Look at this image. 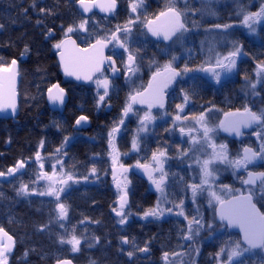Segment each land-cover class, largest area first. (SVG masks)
<instances>
[{"label":"trees","instance_id":"1","mask_svg":"<svg viewBox=\"0 0 264 264\" xmlns=\"http://www.w3.org/2000/svg\"><path fill=\"white\" fill-rule=\"evenodd\" d=\"M32 2L33 0H0V23L6 26L5 30L0 32V66L7 67L12 59H16L20 67L18 117L15 120L0 118V171H7L21 160L26 165L22 172L23 176L21 173L16 175L20 179L13 177L9 179L13 181L12 183H8L7 180L0 183V227L17 241L11 254L14 259L10 260V264H55L56 257L72 259L75 264H91L93 260L97 261V264H129V258L121 248L129 249L133 239L141 246L145 242H151L150 252L137 253L134 257L135 264H164L165 251L170 253L188 251L192 243L183 240L178 231L179 228L186 226V221L176 217L163 220L142 218L143 211L153 208L156 204L157 194L152 190L148 179L137 173L130 175L129 204L125 210L131 212L130 221L127 225L118 224L119 217H116L112 211L114 207L118 208V192L112 179L107 133L122 116L129 95V85L123 78L111 80L109 96L106 97L103 105L97 106L98 90L95 84L91 82L88 85H79L66 80L57 59L58 51L52 46L55 41L46 38L45 35L46 29L52 28L57 37L63 38L61 25L79 24L81 19H88L86 35H82L81 31L71 34L79 45L86 47L102 33L107 34L117 24H123L132 16L130 3L133 0H118L117 13L109 16L94 14L87 18L80 14L77 6L69 5L67 0H35L49 7L59 3L56 15L43 18V14L30 7ZM144 2L148 5L146 17L151 19L154 14L163 10L168 0H144ZM25 8L28 9L27 15L23 11ZM38 19H42V23L38 24ZM145 33L143 30L135 35L143 39ZM86 36L90 39L86 40ZM257 37L258 39L249 37L239 29L233 34L231 40L239 41L243 45V53L247 55L240 59L235 74L224 81L223 86L212 83L200 74H187L188 77L195 75L198 78L197 83H202L199 95L186 108L187 114L196 116L201 111L206 112L211 108L224 115L237 109L243 110L245 106L252 107L254 111L262 106L260 101L264 93L252 97L244 92L245 77L253 80L257 64L264 61V38H262L264 33L257 34ZM9 43L11 46H8ZM25 45L31 49L28 55L22 54ZM162 48L163 44L157 46L151 42L141 47L139 55L145 59L137 79L139 86L142 87L147 83L152 70L157 65L168 62L169 57L162 54ZM176 53L179 59L175 62V66L178 64L181 69L185 63L193 69L203 66L204 57L200 53L197 41L187 44V50L181 49L173 54ZM117 61L118 64H123L122 61L118 59ZM179 80L180 78L169 89L167 118L164 122L156 124L154 130L142 138L140 151L137 154L131 152L125 154L127 149L130 151L131 134L137 126V120H128L134 127L126 125L123 128L119 143L122 153L127 156L125 163L132 161L133 164L138 161L150 163L153 151L167 148L169 156L174 159L165 164V171L168 172L166 195L173 202L178 198L184 199V203L186 202L189 208L191 193L189 191L188 198H184V181L189 184L199 182V175L193 161L187 160V157H184L186 163L181 160V154L186 151V147L179 136L169 137L165 132L172 125V118L178 114L175 104L181 102L182 95L177 87ZM56 83L62 85L69 95V101L63 111L54 109L47 99V89ZM191 83L192 81L189 80L188 84ZM173 89H177L175 95ZM108 105L110 111L107 110ZM80 115L89 117V126L78 130L74 121ZM64 136L72 139L68 147V155L63 157L64 166L63 168L59 166L57 169L60 173H70L79 179V183L74 181L69 183L73 190L65 201L70 206L71 224L76 225V234L82 238V250L79 253H72L70 245L58 243L59 235L64 230L57 229L55 224L52 232L37 230L39 225L48 222L50 214L55 215L54 203H49L54 200L53 197L17 195L22 183L28 184L30 190H43V183L37 181L39 164L44 163L45 172L51 170L55 161L53 158H56L55 149L61 146ZM41 140L45 141V147L41 151V161L36 162L35 153L40 150ZM229 141V148L236 152L238 150L236 142ZM244 147L257 146L251 141V143H243L240 149ZM93 164L99 173V180L92 178L88 181L83 180L82 177L90 172ZM188 164L192 167L189 168ZM257 171H264V168L258 167ZM230 179V176L226 175L224 181L234 188L235 192L237 191L235 188L239 185L235 180L229 182ZM65 191L67 192L68 189L66 188ZM202 197L204 199H198L197 203L205 207V197L204 195ZM61 200H65L64 194L61 195ZM82 220L86 223H80ZM95 221L100 223L97 224ZM232 234L217 233L211 238H203L197 246H192L195 252V264H217L214 255L219 247L226 241L238 239ZM93 236H98L100 243L88 247V241ZM122 236L128 237L129 245L121 244ZM30 249L34 251H29ZM196 249L199 250L198 254ZM25 251H29L27 257H24Z\"/></svg>","mask_w":264,"mask_h":264},{"label":"snow or ice","instance_id":"2","mask_svg":"<svg viewBox=\"0 0 264 264\" xmlns=\"http://www.w3.org/2000/svg\"><path fill=\"white\" fill-rule=\"evenodd\" d=\"M67 3L72 7L79 6L83 13L92 12L93 8L99 7L101 11L112 14L117 13L118 0H67ZM218 0H200V9H191L189 0H183L182 4L180 0H168L167 4L158 13L154 14L151 19L146 17V11L148 5L144 0H135L130 3L131 13L135 14L130 16L123 24H117L116 27L110 30L107 34H101L94 39V42H89L86 47H79L76 44V40L71 38V34L77 31L87 33L88 19H81L79 24L70 23L67 26L61 25L60 31L63 32V38L57 37L52 28H47L45 35L46 38L54 40L52 45L59 53V62L63 68L64 74L69 77H74L77 81H88L96 84L97 89L102 88L103 92L97 91V106L105 103L106 97L109 96V90L112 87V81L105 73V64L108 69L113 73H117L120 69L116 67V60L113 58L116 55V47L118 46L123 51L119 53L121 61L123 63V71L127 81L131 85L136 84V80L139 78L138 74L141 72L144 57L139 55L141 47L151 42L153 44H163L161 49L162 54L169 57V60L162 67L157 65L152 70L151 81L147 84L146 88L137 90L130 94L129 102L124 106L122 116L118 122L107 133L108 146L113 152L118 151L114 144V139L121 131V126L124 125V118L129 116V113L133 112V104L140 103L146 104L147 110L142 117H138L140 127L138 128L137 137L140 133L147 134L150 131V126L154 125L157 117L152 114L151 109L158 107L160 109L165 108L166 103V91L167 89L177 83V78H180L178 82V89L181 95V102L175 104L177 113L172 118V129L178 131L182 136H187L188 139L183 141L187 144V150L181 154V160L184 161V157L187 160L193 161L198 166V173L201 177L199 182L187 183L184 181L183 196L188 198L190 191L191 203L197 204V197L201 192H208L209 195L215 200V204L218 205V209L214 207L213 223H208L200 215L199 207H196L194 213H186L184 208V199H179L176 202L170 201L167 197L166 187L168 186V172L165 171V164L174 159L169 156L167 148L164 150L157 149L151 154V160L153 164L140 163L136 164L137 168L143 169L148 174V179L155 186L156 191L164 194L163 202L166 207H161V201H157L154 208L143 211L142 218L148 220L150 217L154 220H160L164 217L165 213H174L177 217H182L186 221L184 228H179L180 236L185 241H193L195 237H198L201 232L207 230L214 232L217 228L223 227L225 230L228 228H238L242 237L237 240L226 241L214 255V260L217 264H264V212L257 207V203H260L264 207V171L249 170V166L264 168V107L253 110L252 107L245 106L243 111L237 109L235 112H229L226 114L225 120L219 124V128L223 131L233 134L237 137L242 136L243 129L252 128L253 125L257 126V129L253 131L258 140L260 141L257 147H244L242 154H236L234 157H230L228 152V145L225 143L217 144L214 139V133L216 128L210 126L206 121L207 112H211L212 109H207V112L201 111L199 115L188 116L185 113V108L195 97L199 95V88L202 87V83H197L198 78L193 75L188 77V73L194 71H200L210 73L211 78L216 85L223 86L222 78L226 79L237 68V59L243 53V45L237 40H230L233 36V32L229 31L234 28L230 23H217L213 22L206 31L213 38L211 43L207 45L208 53L211 56V60L208 62V67H200L194 70L187 63L184 64L181 69L178 64L174 67V63L179 57L173 54L181 49L187 50V42L190 39L189 33L192 32L193 27H196L195 16L199 11L201 19L206 15H215V5ZM236 5V13L241 17V23L246 27L250 34L264 33V5H262L258 11H250L245 0H233ZM59 6L54 5L49 7L46 4H39L33 0L30 7L37 10L38 13L43 14V18L47 16L56 15V8ZM24 14L27 15L28 9H23ZM191 12V15H190ZM142 20L143 27L146 28L144 38L140 39L135 33L139 32L138 21ZM37 23H42V19H38ZM257 25H260L259 33ZM5 25L0 23V32L5 30ZM148 34H150L153 40H150ZM221 38L220 40L216 39ZM264 38V37H262ZM89 40V37H85ZM223 41L225 51H218V47ZM167 42V43H165ZM109 44L113 45L112 54L105 55V49ZM8 46H11L9 43ZM31 49L25 45L23 48V55H28ZM126 54V60L124 55ZM190 54V53H189ZM257 79L249 80L245 77L246 86L249 96H261L264 93V61L257 64ZM0 72L8 73L6 76H0V113H8L15 115L17 112V91H16V79L18 75V64L16 59H12L7 67L0 66ZM100 75H97V74ZM186 78V79H185ZM192 81L188 84V81ZM187 85V87H184ZM259 85V88H258ZM55 89V91H54ZM177 89H173V95H175ZM67 92L64 88H61L59 84L54 85L47 89L48 101L56 106H65ZM261 104L264 105V96H261ZM184 114V115H181ZM167 115V113H165ZM186 120H193L195 124L192 126L185 125L183 122ZM82 122L87 124L89 117L86 115L78 116L74 124L79 130ZM179 122V123H178ZM198 124L199 127L195 125ZM154 130V129H152ZM196 133L194 136L193 133ZM71 137L64 136L61 146L55 149L56 163L52 165V171L37 173V181L40 178L45 179L48 183L46 188L42 191L36 189H29L28 184L22 183L18 190L17 195L25 197L38 195L41 197H53L54 200L49 203H54L53 212L55 215H49L47 223L38 226V231L48 232L53 231V224L57 229H63L64 231L59 235L58 243L61 245H70V251L72 253L81 252L82 238L76 234V225L71 224L69 216V205L66 204V200L70 196L73 190L69 182L74 181L79 183V179L75 178L70 173H64L62 176H57L56 164H59L61 168L64 166L63 157L68 155V147L70 145ZM45 147V141L41 140L39 143V149L35 153V161L40 162L41 151ZM131 147L135 151H140L138 138L133 139ZM210 149V151H209ZM192 155L189 156L188 153ZM197 153L200 155L198 156ZM203 157V158H201ZM185 163L187 161H184ZM116 157L113 156V181H116V187L119 190V198L117 200L118 208L114 207L112 211L116 217H119V225H127L129 223L130 211H125L129 203V191L128 184L131 181L126 177L121 181H117L115 175ZM220 165L224 166L223 170L231 168L234 173L239 170H243L246 173L241 183L246 186L245 191L237 190L234 192L228 185H224V189L227 191L230 198H222L213 191L214 181L217 178L219 172L222 170ZM25 162L23 160L18 161L16 166L9 167L7 171H0V178L16 177L15 174L19 169L25 168ZM40 169L44 168V163L39 164ZM124 172L128 169L120 166ZM191 168L192 165L188 164ZM158 172L159 176L154 175ZM23 176V173H21ZM83 180L88 181L89 178L99 180L100 176L97 168L93 164L90 172L82 177ZM182 180V177H177ZM4 181H0L3 183ZM8 183H12V180H7ZM67 187L68 191H65ZM64 194L65 200H61V195ZM211 203V202H210ZM170 205V206H168ZM218 211V217L220 224L215 223V213ZM80 223H86V221H80ZM91 223V221H87ZM99 224L100 221H95ZM6 238V242L4 239ZM100 243L98 236H93L88 241V247H93ZM150 241L145 242L143 246L136 243L133 239L130 241L128 237H121L122 245H129V249L122 251L125 252L129 258V264H135L137 253H149ZM17 241L12 235H10L4 228L0 227V264H10V260L14 259L12 253L16 247ZM29 251H34L30 249ZM29 251L24 252V257H27ZM198 254L199 250H195ZM166 264H189L188 261L183 260L180 252L170 253L165 251L163 253ZM180 256V261L171 259V257ZM55 264H73L72 259L64 257H56ZM91 264H97V261H91Z\"/></svg>","mask_w":264,"mask_h":264},{"label":"rangeland","instance_id":"3","mask_svg":"<svg viewBox=\"0 0 264 264\" xmlns=\"http://www.w3.org/2000/svg\"><path fill=\"white\" fill-rule=\"evenodd\" d=\"M133 2H135V0H133ZM181 4L183 2V0H180ZM246 4L248 5V9L250 11H258L259 8L264 5V0H245ZM189 3H190V6H191V9H200V0H189ZM215 15H206L204 16L203 19H201L200 17V14H199V11L196 12V16H195V24L197 25L196 27H193V30L191 33H189V37L190 39L188 40L187 44H191L192 42L195 43V41H197L199 43V49H200V53L201 55L204 57V63H203V66L202 67H208L209 64L208 62L211 60V56L210 54L208 53V50H207V45L209 43H211L212 41V37L208 34V32L206 31L208 28H210L211 24L216 21L217 23H230V24H233L234 25V28L233 29H230L229 31L236 33V30H240L242 33L244 32L245 34H247L249 37H252V38H255V39H258L257 37V34H250L248 29L246 27L243 26V24L241 23V17H239L236 13V5L233 3V0H218V3L215 5ZM132 16H134L135 14L131 13ZM190 15H191V12H190ZM211 21V22H210ZM138 24L139 25H142L143 27V24H142V20L141 21H138ZM260 25H257V30L259 32V29H260ZM216 39L220 40L221 38L217 37ZM231 40V37L229 38ZM194 45V44H193ZM113 49V47H112ZM218 51L220 52H224L225 49H224V46H223V41H221V44L220 46L218 47L217 49ZM115 51H119V53H121L123 50L120 49L118 46L116 47ZM181 52V51H180ZM177 55V53H176ZM244 56V54H242L238 59H237V66H238V63L240 61V59ZM124 59L126 60V54L124 55ZM164 64L162 65H159V66H163ZM175 67V63L173 65ZM199 69V68H198ZM194 70H197V69H194ZM237 68L233 71V73L227 77L226 79L222 78L223 82L226 81L227 79H229L231 76H233L236 72ZM258 69L256 67V70H255V73L253 75V80H256L257 79V76H256V73H257ZM110 72V71H109ZM110 74V73H109ZM125 74V73H124ZM189 74H200L204 77H206L208 80H210L212 83L215 84L214 80L211 78V74L210 73H205V72H200V71H194L193 73H189ZM107 76V75H106ZM140 76V73L138 74V77ZM109 78V76H107ZM110 79V78H109ZM95 84V83H94ZM126 84L129 85V95H127V99H126V103L125 105L129 102L128 98L130 96V94L134 93L135 91L137 90H141L143 88H146V85H143L142 87L139 86L138 84V81L136 80V84L133 86L131 85L127 79H126ZM246 86V85H245ZM95 87L96 84H95ZM259 87V85H258ZM111 89V88H110ZM169 89L170 87L167 89V98H169ZM246 90H244L245 93L248 92V89H247V86L245 88ZM98 91H100L101 93L103 92V89L100 88V89H97ZM171 98V96H170ZM261 107H264V105L260 106ZM147 110V108H143L142 105L140 103H135L133 104V112L129 113V116L128 117H125L124 118V125L121 126V131L120 133H118L114 139V144H115V147L118 151H115L113 152L112 150L109 149V154H110V161H111V169H113V156L116 157V165H115V168H119V176L117 177V181H121L122 178L126 177L127 180L130 181V175L132 173H137V174H140V172L143 170L141 168H137L136 167V164L137 163H134L132 161H129V162H126L125 163V158L127 159V156L125 154H128V152H131V154H137L139 151H135L132 149V147L130 148V151H128V149L126 150V153L123 154L122 151H121V146H120V143H119V139L121 138V135H122V131H123V128L128 125L129 127H134L133 125H131L128 120L129 119H133V120H137L138 123H137V126L134 127L133 131H132V134H131V144H132V141L135 138H138V144H139V148L141 146V139L143 138V136L145 135V133H140L139 134V137H137V132H138V128L140 127V124H139V119L136 118V117H133L135 115V113H140L142 116L144 114V112ZM153 108L151 109V112L153 115H155L157 117L154 125H156L157 123H161V122H164L166 118L164 119H159V118H162V117H165V110H162L161 112H159L157 115L154 114V112L152 111ZM207 112V111H206ZM184 114H187L186 113V108H185V113ZM184 114H181V115H184ZM188 116L192 117V116H195V115H192V114H187ZM225 115V114H224ZM222 114H219L217 111H214L212 110L211 112H207V116H206V121L207 123L216 128L217 131L214 133V139H215V142L217 144L219 143H225L228 145V152H229V155L230 157H234L236 154H242V150L240 149L242 144L245 143H251L252 141V144H254L255 146H257L259 144V140L258 138L252 134L254 130L257 129V126L252 128L251 131L249 132H246L244 133L241 138L239 139V141L237 142L238 144V150L236 152L234 151H231V149L229 148L230 146V142H228L227 139L223 138L222 134H221V128H219V124L221 123V120L223 118ZM141 116V117H142ZM127 122V123H126ZM179 123V122H178ZM185 125H188V126H192L193 124H195V122L193 120H186L183 122ZM154 125H151L150 127L154 126ZM196 127H199L198 124L195 125ZM171 131H175V133L177 135H179V138L181 139V142L183 143V141H186L188 139V137L185 135V136H182L178 131L172 129V126H171ZM173 135V133H172ZM193 135L195 136L196 133L194 132ZM255 142V143H253ZM184 147H186V150H187V144L183 143ZM210 151V149H209ZM189 155H192L191 152L188 153ZM197 155L199 156L200 154L197 153ZM203 158V157H201ZM55 161L53 162V164L56 163V158H53ZM51 161V160H50ZM194 163V162H193ZM128 164V165H127ZM148 164H153L152 160L150 161V163ZM195 164V163H194ZM121 165L124 166V168H127L128 171L127 172H124L122 169H121ZM60 165L59 164H56V172H57V176H62L63 173H60L58 171V167ZM195 169H196V172L197 174L199 175L198 173V166L195 164ZM221 167V171L219 172L217 178L215 179L214 181V187H213V191L216 192L217 195H220L222 196V198H227L229 197L228 196V193L227 191L224 189V185H227V183H225V177L226 175H229L230 176V181L233 180H237L238 178H240V183H239V186L238 188L236 187L235 189L237 190H241V191H245L246 190V186L242 185L241 181L246 178V173H244V171L241 169L239 170L238 172L234 173L233 170L231 168H227L226 170H223L224 169V166L223 165H220ZM258 168V167H257ZM251 169H254V167L252 165L249 166V170ZM25 168L22 169L21 173L24 172ZM52 171V168L50 171H47L49 174L51 173ZM255 171V170H254ZM40 172H45L44 169H40ZM59 172V173H58ZM240 174V175H239ZM154 175L156 176H159V173L156 172L154 173ZM199 179H201V177L199 176ZM225 180V181H224ZM151 187H152V190L157 194V201H161V207H166V205L164 204L163 202V196L164 194L160 193V192H157L156 191V188L155 186L151 183V181L148 179ZM43 183V190L44 188H46L47 186V181L43 178H40L39 179V183ZM71 183V182H69ZM114 185H115V188L117 189L116 187V181H114ZM130 184H128V191L130 190ZM229 186V184H228ZM230 187V186H229ZM67 188V187H66ZM65 188V189H66ZM233 191H234V188L230 187ZM117 192H118V198H119V190L117 189ZM236 192V191H235ZM166 194V193H165ZM202 195H204L205 197V201H204V204H205V207H206V211H207V214L209 215L208 216V223H213L212 222V218H213V211H214V207H216V204H215V200L209 195L208 192H201L200 195H198L197 197V202L199 201L198 199L200 200H203L204 198L202 197ZM191 201V199H190ZM211 202V203H210ZM157 204V202H156ZM156 204L154 205V207L156 206ZM187 203L185 202L184 203V208H187L186 207ZM191 207H192V210L194 209V212H195V209L196 207H199L200 209V206H199V203H197L196 205H193L191 203ZM170 206V205H168ZM188 206V205H187ZM153 207V208H154ZM264 208V207H263ZM126 210V209H125ZM192 212V213H194ZM204 210L201 211L200 210V215L203 216L204 220H205V215H204ZM169 217H176V218H180V219H183L182 217H177L176 215H174V213H168L166 212L164 217L160 220H163V219H166V218H169ZM149 219H153V218H149ZM154 220V219H153ZM215 223L216 224H220L218 221L215 220ZM224 232H228L227 229L225 230L222 226L217 228L214 232H209L207 230L201 232V234L198 236V237H195L193 241H191L192 245L191 247L188 249V251L186 252H180L182 254V258L183 260L185 261H188L189 264H195L194 262V255H195V252L193 251V248L192 246H197L198 243L203 239H208V238H211L214 234H221V233H224ZM171 259H176L177 261H180L181 257L180 256H177V257H171ZM164 264H166V261L164 260Z\"/></svg>","mask_w":264,"mask_h":264},{"label":"flooded vegetation","instance_id":"4","mask_svg":"<svg viewBox=\"0 0 264 264\" xmlns=\"http://www.w3.org/2000/svg\"><path fill=\"white\" fill-rule=\"evenodd\" d=\"M77 9H78V5H77ZM78 11H79V9H78ZM80 12V11H79ZM80 14L82 15V16H84L85 18H87V17H90V16H92V15H94V14H98V15H100V16H109V15H111V14H106V15H101L100 13H98V12H94V13H92V14H90V15H88V16H85V15H83L81 12H80ZM139 27H140V29H139V31L140 32H142L143 30H145V32H146V28H144V27H142V25H139ZM142 30V31H141ZM81 34L82 35H86V33L85 32H82L81 31ZM142 33H140V35H141ZM148 36H149V38H150V40H153L154 38H151L150 37V34H148ZM72 37V36H71ZM74 38V37H73ZM75 39V38H74ZM76 40V39H75ZM77 41V40H76ZM77 43H78V41H77ZM165 43H167V42H165ZM79 44V43H78ZM79 46H81V45H79ZM81 47H83V46H81ZM112 47H113V45L112 44H109V47H108V50H107V55H109V54H112V52H113V49H112ZM117 54L116 55H114L113 56V58L116 60V62H117V65H118V67L120 68V70H121V74H120V78H118V79H113L112 78V72L108 69V67L105 69V73H107V76H109V78L111 79V80H119V79H124L125 81H126V77H125V74H124V71H123V64L122 65H120V64H118L119 62L117 61V59L118 60H120L121 61V57H120V55H119V51H117L116 52ZM116 56V57H115ZM117 58V59H116ZM110 71V72H109ZM105 73H104V75H105ZM110 73V74H109ZM100 75V74H99ZM152 75V74H151ZM64 77V76H63ZM179 78H177V80H178ZM67 80V79H66ZM68 81H70V80H68ZM151 81V76L148 78V80H147V83L146 84H144V85H146L147 86V84L149 83ZM72 82V81H71ZM73 83H75V82H73ZM91 83V82H90ZM89 83V84H90ZM56 84H59V83H56ZM77 84V83H76ZM60 85V84H59ZM79 85H81V84H79ZM86 85H88V84H86ZM61 86V88H63L62 87V85H60ZM66 91V90H65ZM67 92V91H66ZM68 94V93H67ZM166 94H167V92H166ZM68 96V100H67V103H68V101H69V95H67ZM168 98H167V95H166V103H165V108L164 109H160V108H158V107H154L153 108V112H154V114H158L159 112H161L162 110H165V112L167 113V106H168ZM67 103H66V105H67ZM66 105L64 106V108L62 109V110H58V111H63L64 109H65V107H66ZM142 105V107L143 108H147V105L146 104H141ZM52 106V105H51ZM187 108V107H186ZM107 110L108 111H110V105H108L107 106ZM233 112H235V111H233ZM226 115V114H225ZM142 115L140 114V113H135V115L133 116V117H136V118H138V117H141ZM167 116H168V114L165 116V117H162V118H159V119H164V118H167ZM222 121V120H221ZM158 124V123H157ZM89 126V122H88V125H87V127ZM172 126V125H171ZM171 126H169V129L167 128L166 130H165V132L167 133V136H169V137H174V136H179V135H177V134H175L174 135V133H175V131L173 132V131H171ZM87 127H85V128H87ZM155 127V125L154 126H152V127H150V131L147 133V134H145L143 137H145V136H147V135H149L151 132H152V129ZM80 129H82V128H80ZM249 131H251V130H249ZM249 131H246V132H249ZM245 132V133H246ZM172 133H173V135H172ZM221 134H222V132H221ZM222 136L225 138V139H227L228 140V142H230L229 140H233V141H235L236 142V144H238L237 142L239 141V139H234V138H232V137H230V136H227V135H223L222 134ZM141 141H142V139H141ZM237 147H238V145H237ZM251 170H255V171H257V167H254V169H251ZM142 172V171H141ZM141 172H140V174L139 175H141ZM240 175V174H239ZM144 179H148V177L147 178H144ZM233 180V179H232ZM235 182H237L238 183V185H239V183H240V178H238L237 180H235ZM229 198V197H228ZM129 204V203H128ZM192 206V205H191ZM189 207L188 209L187 208H185V211H186V213H192V212H194V209L192 210V207ZM200 206V205H199ZM205 206V205H204ZM217 206L218 205H216V207L215 208H217ZM188 207V206H187ZM257 207L258 208H260V210L262 211V212H264V208L261 206V204L260 203H257ZM187 209V210H186ZM188 210H190V212H187ZM200 210L201 211H203L204 210V215L206 216L205 217V220L206 221H208L207 219H208V214H207V211H206V207H201L200 206ZM213 216H214V211H213ZM215 217H216V213H215ZM215 220L217 221V219L215 218ZM130 221V220H129ZM227 231L229 232V233H233L232 235H235L236 237H238V239H240V235L237 233V232H232V231H229L228 229H227Z\"/></svg>","mask_w":264,"mask_h":264},{"label":"water","instance_id":"5","mask_svg":"<svg viewBox=\"0 0 264 264\" xmlns=\"http://www.w3.org/2000/svg\"><path fill=\"white\" fill-rule=\"evenodd\" d=\"M78 9H79V6H78ZM79 11H80L83 15H85V16H88V15L94 13V12H98V13H100L101 15H106V14H108V13H106V12L101 11L99 7H95V8H93L92 12H89V13H83L82 9H79ZM71 38L74 39L73 37H71ZM74 40H75V39H74ZM76 44L79 46V44L77 43V41H76ZM79 47H81V46H79ZM108 47H109V46H108ZM81 48H83V47H81ZM107 50H108V48H106V49L104 50V51H105V55H107ZM57 59H58V62H59V53L57 54ZM17 64H18V75H17V79H16V91H17V93H18V87H19V82H20V73H19V71H20V67H19V63H18V62H17ZM59 65H60V62H59ZM107 67H108L107 64H105V69H106ZM116 67H117V69H120V68L118 67V65H117V62H116ZM60 69H61V73H62V75H63L64 78L67 79V80H70V81H72V82H75V83H77V84H81V85H86V84H89V83H90V82H88V81H77L74 77L66 76V75L64 74V71H63V68H62L61 65H60ZM7 74H8V73H6V72H0V76H6ZM120 74H121V70H120L119 72L115 73V74L112 73V78H113V79H118V78H120ZM97 75H99V73H98ZM55 85H56V84H55ZM59 86H60V85H59ZM60 87H61V86H60ZM54 91H55V89H54ZM67 100H68V96L66 97V103H67ZM49 103H50V102H49ZM17 104H18V108H17V112H16L15 115L11 114L10 112H8V113H0V118L9 119V120H15V119L18 117V114H19V94L17 95ZM50 104H51V103H50ZM51 105H52V107H53L54 109H56V110H62V109L64 108V106L61 107V106H56V105H53V104H51ZM241 111H243V110H241ZM225 117H226V115L223 116L221 122H223V121L225 120ZM87 125H88V123L85 124L84 122H82V125H81L80 128H85V127H87ZM254 127H256V125H253L252 128H254ZM252 128H246V129H243V133L246 132V131L251 130ZM221 132H222L223 135L230 136V137H232V138H234V139H240V138H241V136L237 137V136H235V135H233V134H230V133H228V132L223 131V129H221ZM22 169H23V168H22ZM22 169H19V171L15 174V176L18 175V174H20L21 171H22ZM112 175H113V170H112ZM115 175H116V177L119 176V168H116ZM141 176H142L143 178H147V177H148V174H147L144 170H142V172H141ZM11 178H13V177L0 178V181L9 180V179H11ZM216 209H218V206H217ZM216 219H217V221L219 222L218 211L216 212ZM219 223H220V222H219ZM228 230H229V231H232V232H237V233L240 235V238L242 237V234L240 233V230H239L238 228H228ZM2 239H4L5 242H6V238H2ZM73 264H75V263H73Z\"/></svg>","mask_w":264,"mask_h":264}]
</instances>
